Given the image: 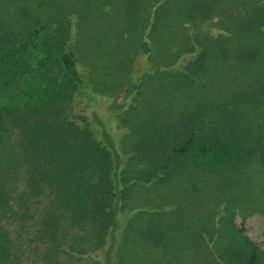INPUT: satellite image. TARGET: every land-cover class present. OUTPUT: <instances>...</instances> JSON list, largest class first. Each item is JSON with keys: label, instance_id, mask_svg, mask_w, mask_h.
<instances>
[{"label": "trees", "instance_id": "16d2710c", "mask_svg": "<svg viewBox=\"0 0 264 264\" xmlns=\"http://www.w3.org/2000/svg\"><path fill=\"white\" fill-rule=\"evenodd\" d=\"M90 1L0 0V220L16 213L7 205L14 195L6 186L11 145L4 142L16 126L36 175L15 193L17 201L33 215L47 189L55 205L40 215L49 232H33L54 241L42 242L45 264L59 261L60 251L96 264H131L133 257L138 264H264V250L234 221L243 202L257 207L255 190L264 184V0H118L115 15L112 0H101L105 10L87 7ZM109 19L111 28L95 39ZM126 20L139 53L132 73H166L165 96L149 95L148 111L135 112L144 84L138 77L112 118L70 115L75 93L98 98L84 80L78 46L85 40L97 60ZM161 47L173 69L153 68ZM194 88V107L184 99L176 110L178 91ZM156 186L172 187L168 208L162 200L138 202L136 191ZM249 186L255 200L243 201L239 190ZM204 202L212 207L202 212ZM201 214H211L210 223ZM14 252L0 223V264L21 263Z\"/></svg>", "mask_w": 264, "mask_h": 264}, {"label": "rangeland", "instance_id": "374dc122", "mask_svg": "<svg viewBox=\"0 0 264 264\" xmlns=\"http://www.w3.org/2000/svg\"><path fill=\"white\" fill-rule=\"evenodd\" d=\"M114 4H110L112 14L115 15L116 13L113 11L114 9H117L115 6L117 5L118 0H112ZM101 0H91L90 4H86L87 7H95L99 10L104 9V6L101 4ZM107 8V7H106ZM97 9L94 11V14L97 15L96 12ZM105 10V9H104ZM93 14V15H94ZM96 17V16H95ZM89 19L90 17H86ZM114 20H118V16H113ZM216 17L212 19V21H215ZM108 21H112V19L107 20V22L99 26L98 32L96 31L95 35L96 38H99V35H102V31L104 28H111L112 23L110 25ZM87 25H90V23L85 20ZM211 22H208L207 24H210ZM127 20L126 24L124 26V29H121L122 34L121 36L114 37L113 35H110L108 39H110L113 36L112 45L108 46L112 47L111 49H105L101 52L100 59L93 61L89 57L88 47H86V41L80 43V46L77 48V53L80 54L83 58L82 61V68L84 72V80L87 84L94 87L95 94L98 98H86L83 95L79 93H75L71 100V106H70V115L76 114V115H84L87 118L90 119V121H96L98 122V113L103 116H110L112 118V113H115L116 110H123L122 108H116L117 105H120L124 99H129V85L131 84V81H134L132 79L140 78L144 75V71L142 68L135 69V72L132 73V63L133 60L137 57V54L132 51V45L130 44L133 41V38H129L128 34V28H127ZM121 26L115 25L113 23L114 30L116 27ZM210 28V26H209ZM211 31L216 32L217 27L213 23L211 26ZM93 33L91 34V39ZM106 39V38H105ZM174 41L178 43L177 37L174 38ZM115 43V45H114ZM118 45V46H117ZM178 44H174V48L176 49ZM170 48V46H169ZM157 49V48H156ZM165 50H167V47H164ZM81 51V52H80ZM166 53L162 50V47L159 48L154 53V58L151 62L153 68H159L164 66H169L173 64H168V59L165 58ZM182 56L178 58L180 60ZM136 61V59H135ZM134 61V62H135ZM147 63L143 59V66H146ZM177 64H174V67H176ZM135 68V67H134ZM173 69V68H172ZM149 73L152 72V69H148ZM166 73H163L161 71L154 73L152 76H147L145 79H142V94L138 99V103L136 104V108L134 111L138 112H146L148 111L147 101L149 98V95L151 96H162L163 95L162 90L163 85L162 83L166 77ZM94 85V86H93ZM132 86V85H131ZM155 86V94H152V92L149 91L151 87ZM148 89V90H147ZM205 89H208V87H205ZM200 90V89H199ZM165 91V90H164ZM207 91V90H206ZM198 93L196 89H188V90H179L177 93L178 99H174V106L175 109L180 111L181 106L183 105V100L189 101L188 107L192 108L197 103L196 99L198 97L196 96ZM195 97V98H194ZM164 101V100H163ZM207 112L212 111V106L210 104L206 105ZM209 116H204V119H207ZM79 118V117H78ZM5 132V131H4ZM6 134V133H5ZM17 134L18 129L15 127H10L7 133V141H4L5 143L11 145L10 148V155L12 156L10 165L8 167V177L6 181V186L9 187V191L11 194L14 195L13 198L8 199L7 205L14 209L16 213L9 216V212L5 213V217H2L0 220L2 231H6L9 238L14 239V246L17 247V252H14V255H16L19 260H21V263L19 261V264H45L47 262V259L44 258V255L42 254V248H44V244H42L43 240H46L49 243L54 242L53 239L49 238L48 236L44 235L42 232L48 233L47 228H42L40 218L43 215L42 210L45 206L47 207V210L52 209L55 205L50 203V197L49 195L45 194V191H48L45 189L42 191V197L39 198V202L41 204H34L31 208V211L34 212L33 215H28L25 210V206L17 201V197L15 193L20 191V189H24L27 187V184L29 182H32V180L36 177V175L33 173L32 168L29 167V161L24 157L23 153L21 152V149L17 145ZM5 137V136H4ZM43 182V181H41ZM263 186H259L257 190H255V197L257 200V207H249L245 206V202L242 203V206H237L238 209L234 213V221L238 225H242L245 228V232L251 237L258 245L264 250V205L261 203V199L264 198V184ZM153 189H149L146 187L140 188L138 191H136L135 194L138 195V202L140 199L142 201L145 199L146 202L155 203L156 205H160L161 202L159 200H162L163 207L168 208L172 202L167 201V196L169 195V192L171 191L172 187L168 190L167 187H152ZM7 190V189H6ZM251 187L248 188H241L239 190V197H241V200L246 201L249 199L255 198L253 196V193H251ZM8 191V190H7ZM166 193V196H159L163 193ZM216 197L214 196L212 200H216ZM205 200V199H204ZM255 199H253L254 201ZM210 201V202H211ZM52 202V199H51ZM143 204V202H141ZM214 205V203H213ZM211 206L212 204L208 203L207 205L202 203L198 208L202 209V212H205V210ZM46 211L44 213H46ZM194 211H190L189 215L192 216V213ZM198 214V213H197ZM24 215L28 217L27 221H23ZM41 215V216H40ZM46 215V214H45ZM203 215L200 217L201 219L207 220L208 223H210V219L207 218L208 215ZM211 218L210 216H208ZM41 228V231H36L34 234L33 232L35 230H39L38 228ZM133 238V235L129 239V248H134V243L137 244L138 242ZM67 241V240H63ZM20 244H22V247L20 248ZM203 247V246H199ZM207 247V246H205ZM206 251V250H205ZM99 258L101 257L103 250L99 249L96 251ZM21 255V258H20ZM155 257V255H154ZM59 261L52 262L53 264H96L95 260L92 257H86L81 260L76 259L72 254H68L67 252L60 251V257ZM131 264H138L135 263V257L132 258ZM190 264H213L209 259L203 258V261L200 262V260L192 261Z\"/></svg>", "mask_w": 264, "mask_h": 264}]
</instances>
